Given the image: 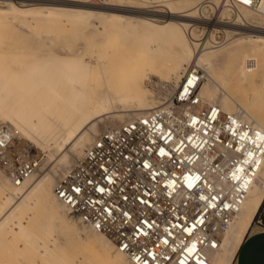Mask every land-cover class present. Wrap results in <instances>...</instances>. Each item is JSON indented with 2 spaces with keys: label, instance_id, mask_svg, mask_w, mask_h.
Segmentation results:
<instances>
[{
  "label": "bare ground",
  "instance_id": "6f19581e",
  "mask_svg": "<svg viewBox=\"0 0 264 264\" xmlns=\"http://www.w3.org/2000/svg\"><path fill=\"white\" fill-rule=\"evenodd\" d=\"M31 1L28 4H16L11 0H0V22L7 16L18 18L31 28L28 34H23L25 38H29V35L46 31H36L33 28L35 25H47L65 16L68 21L66 26L70 27L76 22H87L88 17H93L97 24L92 25L94 31L109 43L99 45L101 49L98 50L95 62L57 56L45 61L37 58L32 51L36 47L18 44L12 20L6 31L0 30V121L10 124L18 131L17 150L24 153L26 144L33 152L28 150L32 156L24 153L25 156L41 157L38 168L19 183H15L8 173L11 168L7 171L0 164V171L6 178L0 174V231L2 228L6 229L11 221L15 222L16 217L26 209L40 204L45 212L40 223L42 235L40 238L36 237L43 242L45 248L39 249V253L58 251L63 244L72 245L75 242L83 245L81 250L89 249L94 256L101 258V264H133L117 248L110 236L82 222L67 204L57 198L55 185L58 179L108 130L100 132L92 141L94 133L90 128L94 125L95 118L110 112L116 102L123 106H135L128 113L139 114L114 127L157 107L172 104L173 94L159 105H153L161 96L153 94L145 85V79L150 74L168 78L176 85L179 83L173 89L175 92L189 70H199L201 81L196 92L200 107H217L222 112V117L232 115L264 133V12L259 13L254 8L239 3L228 4L226 0H218L220 6L236 15L233 21H251L247 29L257 34L255 37L245 36L246 38L233 36L224 46L204 51L199 50L201 42L193 35L198 27L197 23L206 19L204 12L210 4L181 10L178 0H138L141 5H134V0H109L104 3L103 0H92L102 2L100 4H92L88 0ZM213 1L215 0H207V3ZM146 4L166 5L167 8L149 9ZM196 13L200 19L192 22ZM158 17L164 19L157 21ZM204 22L210 25L223 24L216 20ZM226 26L234 27L229 24ZM41 41L46 42L45 39ZM51 60L54 64L47 62ZM198 66H203L206 72V82L203 85V73ZM189 82L192 83V79ZM99 83L103 88L98 86ZM110 83L116 84L113 92L107 90ZM235 86L241 94L238 99L232 96ZM55 105L61 111L57 114L46 112L54 109ZM93 120L95 121L92 122ZM23 135L30 137L37 145L47 144L41 148L34 147ZM51 140L57 144V148L65 142L70 143V146L49 171L37 174L42 162L54 152L53 145L48 143ZM262 199L264 155L261 156L255 179L239 211L220 234L218 250L206 252L209 264L231 263L257 209L264 203ZM64 209L74 216L73 219L78 224L68 219ZM24 226L26 227V223L21 222L15 228L22 232ZM58 240L61 241L58 247L51 244ZM81 250H74L79 255L78 258L83 257Z\"/></svg>",
  "mask_w": 264,
  "mask_h": 264
},
{
  "label": "built area",
  "instance_id": "2783aa9c",
  "mask_svg": "<svg viewBox=\"0 0 264 264\" xmlns=\"http://www.w3.org/2000/svg\"><path fill=\"white\" fill-rule=\"evenodd\" d=\"M226 2L264 12V0ZM200 81L199 70H189L172 104L106 130L55 185L57 198L133 264H209L206 252L218 250L260 166L264 133L200 107ZM17 134L0 121V164L15 183L41 159L26 144L29 157L17 150Z\"/></svg>",
  "mask_w": 264,
  "mask_h": 264
},
{
  "label": "rangeland",
  "instance_id": "374dc122",
  "mask_svg": "<svg viewBox=\"0 0 264 264\" xmlns=\"http://www.w3.org/2000/svg\"><path fill=\"white\" fill-rule=\"evenodd\" d=\"M12 2L16 4L24 3L28 4L32 2L31 0H11ZM109 0H103L102 2H107ZM138 0H134V5H141ZM88 2L92 4H100L102 2H94L92 0H88ZM137 3V4H135ZM139 3V4H138ZM210 4V6H207V10L204 12V16L207 19H204V21H213L216 20L218 22H221L223 24H211L200 21L197 23L198 27L194 31V38L198 39V41L201 42L199 45V50H208L212 48H219L221 46H224L227 44V42L230 39V37H239L240 38H246L245 36L252 35L256 36V32H250L247 29L248 23H252L251 21L245 19V20H236L233 21L232 19H235L236 15L232 13L231 10L224 8L220 6L221 4L218 2V0H215L213 2H208L207 0H178L179 9H188L190 7H193L195 5H202V4ZM213 3V4H212ZM219 4V5H218ZM217 5V6H216ZM146 8L154 9V8H163L166 9V5L162 6H152V4H146ZM225 13V14H224ZM197 17H192V22L194 20H199L198 13H196ZM231 16V17H230ZM9 18V19H8ZM65 16L61 17L60 19H57L53 21L50 24L47 25H35L33 28L36 31L39 30H46L45 32H41L40 34H32L29 35V38H25L23 35L24 33H29V30L31 28L27 26L26 24H23L18 18H10L9 16L3 18L2 22H0V30L6 31L7 25L9 24V21L12 20V23L15 24L14 26V34L17 37V40L19 41L18 44L24 45V46H30V47H36V49L32 50L36 55L37 58H41L43 60H49L59 57V58H80L81 60H92V62H95L97 58L98 50L101 49V46L104 45V43H109V41H104L101 38L100 33L95 32L92 25H95V21L93 17H88L87 22H76L73 24V26H66L68 24V21L65 20ZM164 18L158 17L156 18L157 21H161ZM220 20V21H219ZM223 22H222V21ZM230 20V21H229ZM247 21V22H246ZM4 22V23H3ZM191 22V23H192ZM202 22V23H201ZM231 22V23H230ZM246 22V23H245ZM204 23V24H203ZM233 23V24H232ZM239 23V24H238ZM3 24V25H2ZM226 24L234 25V27H228ZM97 25V24H96ZM38 26V27H37ZM238 26V28H237ZM6 27V28H5ZM226 27V28H225ZM236 27V28H235ZM234 28V29H233ZM240 28V29H239ZM246 28V30H244ZM6 29V30H5ZM239 29V30H236ZM233 30V31H232ZM229 31V32H227ZM247 31V33H246ZM16 32V33H15ZM249 32V33H248ZM239 34V35H238ZM243 34V35H242ZM21 35V36H20ZM97 37V39L95 38ZM27 39V40H26ZM46 40V42H42L41 40ZM96 39V40H94ZM209 40V41H208ZM87 42V43H86ZM214 46V47H212ZM135 47V46H134ZM26 50V49H22ZM21 50V51H22ZM95 52V53H94ZM85 58V59H84ZM50 64H54V61H47ZM197 67V66H194ZM202 70L203 73V81L201 85L206 82V72L203 66H198ZM77 79V77H74ZM79 80V79H77ZM76 80V81H77ZM80 80H83V78H80ZM100 80V78H99ZM145 85L153 91V94L157 95L158 101L157 103L154 102L153 105H159L163 101L167 100L174 92L176 86L179 84H175L172 82V80L168 78H161L158 76H154L150 74L148 78L145 79ZM166 82V83H165ZM169 82V83H168ZM172 83V84H171ZM99 87L103 88V85L99 83ZM154 86V87H153ZM173 86V87H171ZM175 87V88H174ZM201 87V86H200ZM116 88V84L110 83L108 86V91L113 92ZM174 89V90H173ZM200 89V88H199ZM240 90L236 86L233 88L232 96L234 99L240 98ZM53 105V104H52ZM116 105L118 107H116ZM236 104L234 103V106ZM123 105H120V102L110 109L111 111L96 117L94 122V125L90 128L92 132L94 133V136L92 138V141L95 139V137L102 131L109 129L111 127H114L125 120L131 118L136 114H130L129 109L135 108V106H132L130 104L124 105V109L122 107ZM237 106V105H236ZM117 110V111H116ZM125 110V111H124ZM61 111L60 107L55 105L54 109L46 110L47 113L50 114H57V112ZM124 111V113H123ZM128 111H130L128 113ZM228 111V110H227ZM127 112V113H126ZM110 113V114H109ZM121 114V115H119ZM130 114V115H129ZM124 116V117H123ZM123 117V118H122ZM98 121V122H97ZM9 122V121H8ZM91 122V123H92ZM15 126H17L13 122H9ZM21 131V130H20ZM23 134V132L21 131ZM25 140H27L30 145L41 148L47 143H43L42 145L35 144V141H33L30 137L23 135ZM91 141V142H92ZM90 142V143H91ZM49 144L53 145L54 152L50 153L48 159L44 160L41 164V167L37 174H44L45 172L49 171V169L54 166V164L57 162L58 158L66 151V148L68 149L70 146V143L65 142L60 146H57V144L54 141L48 142ZM68 145V146H67ZM65 149H64V148ZM57 150H55V149ZM61 149V150H60ZM85 149V148H84ZM61 151V152H60ZM33 152V151H31ZM56 152V153H55ZM58 153V154H57ZM83 153V152H82ZM81 155V154H80ZM79 157V156H77ZM73 162V161H72ZM71 162V164H72ZM69 167V166H68ZM67 167V168H68ZM66 168V169H67ZM0 174L3 175L5 178V175L0 171ZM6 179V178H5ZM10 189L13 187L9 185ZM264 200V199H262ZM261 205H264L262 203ZM63 206V205H61ZM64 208V207H62ZM45 208L43 205L37 204L32 205L30 208L26 209L22 214H20L18 217H16V221H11L9 224H7L6 229L2 228L0 231V264H101L102 259L99 257L94 256L93 252L89 249H83L82 244H74L71 245V243H66L62 245V249L58 251L53 252H45L39 253V249H44L43 242H40V239H37V237L40 238L42 235L40 223L41 219L43 218V214L45 212ZM258 211V209H257ZM64 212L68 214V219L74 221V224H78V221L74 220V216L71 215L67 209H64ZM257 213V212H256ZM256 215V214H255ZM255 217V216H254ZM254 220V218H253ZM252 220V221H253ZM21 222L26 223V227H23V231H17L16 226L19 227ZM4 229V230H3ZM87 230V229H86ZM89 230V229H88ZM49 231V230H48ZM36 234V235H35ZM37 236V237H36ZM61 241H56L54 243H51L53 246L58 247L59 243ZM70 245V246H69ZM75 245V246H73ZM74 250H81L83 257L78 258V254L74 253ZM47 254V255H46ZM77 258V259H76ZM74 259V260H73Z\"/></svg>",
  "mask_w": 264,
  "mask_h": 264
},
{
  "label": "crops",
  "instance_id": "0c3cea01",
  "mask_svg": "<svg viewBox=\"0 0 264 264\" xmlns=\"http://www.w3.org/2000/svg\"><path fill=\"white\" fill-rule=\"evenodd\" d=\"M264 219L259 207L230 264H264V226L256 219Z\"/></svg>",
  "mask_w": 264,
  "mask_h": 264
}]
</instances>
